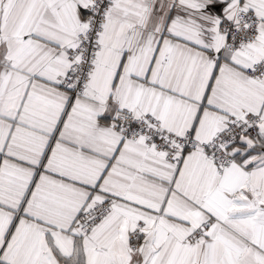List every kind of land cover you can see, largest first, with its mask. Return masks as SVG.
Segmentation results:
<instances>
[{
	"label": "snow or ice",
	"instance_id": "6c2138e0",
	"mask_svg": "<svg viewBox=\"0 0 264 264\" xmlns=\"http://www.w3.org/2000/svg\"><path fill=\"white\" fill-rule=\"evenodd\" d=\"M0 264H264V0H0Z\"/></svg>",
	"mask_w": 264,
	"mask_h": 264
}]
</instances>
